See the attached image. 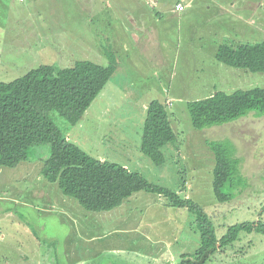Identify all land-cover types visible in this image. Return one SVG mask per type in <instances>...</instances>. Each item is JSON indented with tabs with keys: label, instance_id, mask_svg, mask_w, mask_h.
Listing matches in <instances>:
<instances>
[{
	"label": "rangeland",
	"instance_id": "1",
	"mask_svg": "<svg viewBox=\"0 0 264 264\" xmlns=\"http://www.w3.org/2000/svg\"><path fill=\"white\" fill-rule=\"evenodd\" d=\"M177 1L27 0V7H18L19 0H0V81L15 80L41 65L119 63L115 80L77 124L56 112L53 119L70 141L102 161L133 165L140 157L134 171L182 196L187 193L221 237L233 224L264 223V116L251 112L199 130L192 126L188 102L217 91L264 87V73L231 67L216 57L228 40L264 41V0H181L187 4L183 12L172 10ZM155 99L167 105L178 136L163 148L162 165L140 150L147 104ZM229 139L235 142L243 180L233 176L223 188L232 199L219 202L210 142ZM50 155V145L43 144L31 148L29 159L18 166L0 167V264H79L88 255L82 248L98 235L94 244L117 243L110 245L126 251L130 235L111 233L114 211L85 209L43 175ZM180 211L178 217H161L149 233L178 232L173 243L169 237L165 241L179 257L195 252L201 236L196 216ZM146 224L141 223L142 229ZM205 264H264V233L242 231Z\"/></svg>",
	"mask_w": 264,
	"mask_h": 264
},
{
	"label": "trees",
	"instance_id": "2",
	"mask_svg": "<svg viewBox=\"0 0 264 264\" xmlns=\"http://www.w3.org/2000/svg\"><path fill=\"white\" fill-rule=\"evenodd\" d=\"M26 1L21 0L22 7H27ZM216 57L228 66L264 73V41L231 39L221 44ZM117 68L116 61L104 66L82 60L71 67L41 65L15 80L0 81V167H16L29 159L31 148L49 144L51 155L44 162L43 175L87 210H112L138 191L162 195L170 206L187 208L197 218L200 244L195 252L182 254L179 264H205L224 246L238 240L244 230L264 233L263 222H243L230 225L219 237L209 215L191 197L153 183L122 164L102 161L68 139L53 119V113L71 125L77 124ZM188 109L192 126L199 130L236 121L251 112L262 117L264 87L242 88L231 93L217 91L207 98L188 102ZM177 141L167 105L152 100L147 104L141 152L156 165H162L166 161L163 148ZM210 149L215 159V195L219 202L231 200L232 194L224 192V186L233 176L243 180L235 142L213 141Z\"/></svg>",
	"mask_w": 264,
	"mask_h": 264
},
{
	"label": "crops",
	"instance_id": "3",
	"mask_svg": "<svg viewBox=\"0 0 264 264\" xmlns=\"http://www.w3.org/2000/svg\"><path fill=\"white\" fill-rule=\"evenodd\" d=\"M21 2V0H19ZM184 1H177L176 4H183ZM185 9L187 8V4L184 5ZM18 7H22L21 4H18ZM176 7V5H175ZM173 7V11H178ZM134 21H136L135 16H130ZM136 40L139 42V38L136 36ZM122 67L118 63V68L114 76L111 78L113 81L114 77H116L121 71ZM135 158V157H134ZM136 164L130 165L128 163H124L123 166L127 167L130 170L135 169L138 165V159L140 157L135 158ZM186 198L189 196L185 195ZM132 206H136V211L131 209ZM144 208L150 209L149 213L146 216H142L141 212ZM170 208H176L174 206H170L168 204L167 199L158 194H154L152 192L147 191H138L132 194L130 197L126 198L123 203L112 210H108L109 212H115L110 219L113 217V221L111 222V227H114V231L111 233L123 234L122 237H126L130 235V239L127 241L126 251L123 246L115 247L110 244L116 245L117 243H98L94 244V239H100V236H94L89 238L88 247L82 248V251L86 252L88 255L83 260H80L79 264H103V262L108 261L107 264H179L180 257L182 254L177 256V254H173L171 252V244H168L165 241V238L169 237L173 240L178 232H175L173 229L170 230V235L168 236V229H164L160 231L158 235L155 237L150 236V232L154 229L153 224L158 221L161 217L164 219H170L171 217H178L182 213V211L186 212L184 208L173 209L171 211ZM106 211V212H108ZM170 212H173L172 215H168ZM176 212H179L178 216ZM187 225L190 221V216L186 214ZM146 221L147 224L142 229L141 223ZM122 227V232L119 229ZM153 232V231H152ZM108 233V232H107ZM127 234V235H126ZM119 240L120 237L118 238ZM175 240L172 241V243ZM192 252H183V254H188ZM100 257H105L108 259L103 260L101 262ZM180 258V259H179Z\"/></svg>",
	"mask_w": 264,
	"mask_h": 264
},
{
	"label": "built area",
	"instance_id": "4",
	"mask_svg": "<svg viewBox=\"0 0 264 264\" xmlns=\"http://www.w3.org/2000/svg\"><path fill=\"white\" fill-rule=\"evenodd\" d=\"M176 9L180 11V10H183L184 7H183L182 4H178V5L176 6Z\"/></svg>",
	"mask_w": 264,
	"mask_h": 264
},
{
	"label": "clouds",
	"instance_id": "5",
	"mask_svg": "<svg viewBox=\"0 0 264 264\" xmlns=\"http://www.w3.org/2000/svg\"><path fill=\"white\" fill-rule=\"evenodd\" d=\"M177 6V5H176ZM176 8V7H175ZM177 10V9H176ZM184 10V9H183ZM179 11V10H178ZM180 11H182V10H180Z\"/></svg>",
	"mask_w": 264,
	"mask_h": 264
}]
</instances>
